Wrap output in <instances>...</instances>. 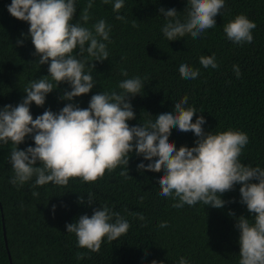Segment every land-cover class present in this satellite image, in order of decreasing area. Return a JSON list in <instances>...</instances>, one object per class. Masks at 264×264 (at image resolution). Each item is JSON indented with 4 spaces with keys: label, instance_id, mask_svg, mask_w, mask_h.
<instances>
[{
    "label": "trees",
    "instance_id": "trees-1",
    "mask_svg": "<svg viewBox=\"0 0 264 264\" xmlns=\"http://www.w3.org/2000/svg\"><path fill=\"white\" fill-rule=\"evenodd\" d=\"M10 3L0 0V108L20 103L26 84L48 75L47 65L35 63L39 57L34 55L30 37L24 39L29 25L11 17L7 11ZM87 3L76 0L74 19ZM113 4L114 0L109 4L94 0L87 26L100 19L111 26L109 57L102 63L94 62L92 75L97 85L92 92L72 103L87 108L92 95L119 91L118 83L126 78L146 77L142 96L130 98L136 114L130 126L143 124L149 118L147 113L155 117L172 110L174 103L187 95L189 106L203 112L197 116L203 115L206 133L229 129L247 133L249 143L242 151L241 162L264 168V0H225L214 28L197 39L188 34L171 42L161 31L165 20L159 9L175 8L183 18L186 0H125L119 13L113 11ZM240 14L257 25L252 43L243 46L229 41L223 31L224 25ZM117 15H123L127 22L117 20ZM133 20L137 21L136 27L132 26ZM18 40L23 41L22 46L17 45ZM213 54L219 67L203 68L199 58ZM181 63L198 68L200 75L193 80L182 79ZM233 65L239 66L240 78L234 74ZM121 69L128 72V77L120 74ZM64 90H70L66 83L47 95L43 107L32 104L33 117L45 109L58 113L68 103L59 99ZM196 139L192 132L176 128L169 136L177 149L194 147ZM28 146H35L31 137L19 148ZM10 149V145H0V264H8L1 216L12 264H151L153 260L179 264L180 257L187 258L189 264H238L240 234L235 228L236 219L250 217L240 203L241 185L223 194L226 204L221 209L202 203L174 208L176 201L159 195L158 179L163 173H141L137 165L143 162L147 166L149 161L133 153L128 165L132 179L119 174L124 170L121 166L95 183L74 179L66 187L48 184L33 189L34 180L23 186L9 182L13 175L8 160ZM32 191H38L39 196L33 197ZM89 191L96 199L91 208L78 203L79 195L86 201ZM105 203L129 221L128 233L114 242L105 239L99 252L79 248L75 235L67 233L65 225L81 215L91 216L94 208ZM130 212H141L145 220L134 218ZM162 222L168 226L160 228ZM77 252L85 253V259L77 260Z\"/></svg>",
    "mask_w": 264,
    "mask_h": 264
},
{
    "label": "clouds",
    "instance_id": "clouds-1",
    "mask_svg": "<svg viewBox=\"0 0 264 264\" xmlns=\"http://www.w3.org/2000/svg\"><path fill=\"white\" fill-rule=\"evenodd\" d=\"M102 2L109 4L111 0ZM93 5L94 0H88L78 19H74L78 11L76 0H11L7 8L11 17L29 25L24 39H31L34 55L39 57L35 63L48 66L47 76L26 84L20 103L0 108V145L11 146L8 160L13 175L9 182L23 186L34 180L33 189L48 184L66 187L74 179L95 183L121 166L124 170L119 174L131 178L128 165L134 153L149 161L147 166L139 163L138 171L163 173L158 179L159 195L176 201L174 208L202 203L221 209L226 204L223 194L241 185L240 203L246 206L250 217L236 219L235 228L240 234L238 264H264V168L241 162L242 151L249 143L247 133L232 129L206 133L203 115L197 116L203 112L189 106L187 95L175 102L172 110L155 117L146 112L149 118L143 124L130 126L129 121L136 118L130 98L142 96L146 77L126 78L118 83L119 91L92 95L87 108L72 103L92 92L97 85L92 75L94 62L102 63L109 57L111 26L104 19L87 26ZM124 6L125 0H114L113 11L119 13ZM224 8L225 0H186L183 18L175 8H160L165 20L161 31L170 42L188 34L197 39L216 26L215 18ZM116 19L127 22L123 15ZM132 26H137L136 20ZM256 27L255 22L240 14L228 21L223 31L229 41L243 46L252 43ZM22 43L17 41L19 46ZM199 63L205 69L219 67L214 54L202 55ZM233 71L240 78L238 65H233ZM120 74L128 77L124 69ZM179 74L182 79L193 80L200 70L181 63ZM64 83L70 90H64L59 99L68 103L58 113L45 109L34 118L31 105L43 107L47 95ZM194 116L197 118L193 123ZM173 128L192 132L197 137L195 146L177 149L169 141ZM27 137L35 146L21 150L19 145ZM31 194L39 196L38 191ZM95 202L91 191L86 201L83 195L78 197L82 206L91 208ZM52 210L55 212V206ZM130 215L145 220L141 212ZM229 215L235 216L232 212ZM158 226L168 225L162 222ZM65 227L67 233L75 235L79 248L99 252L105 239L117 241L128 233L131 224L105 203L94 208L91 216L81 215ZM76 259H85V253L77 252ZM151 264L158 262L153 260ZM179 264H189V260L180 257Z\"/></svg>",
    "mask_w": 264,
    "mask_h": 264
},
{
    "label": "water",
    "instance_id": "water-1",
    "mask_svg": "<svg viewBox=\"0 0 264 264\" xmlns=\"http://www.w3.org/2000/svg\"><path fill=\"white\" fill-rule=\"evenodd\" d=\"M1 230H2V232H1L2 240H3L4 248H5V251H6V258H7L8 264H12L11 261H10V255H9L8 251L6 250V240H5L2 216H1Z\"/></svg>",
    "mask_w": 264,
    "mask_h": 264
}]
</instances>
